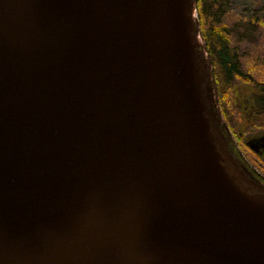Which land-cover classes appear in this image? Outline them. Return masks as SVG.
<instances>
[{
	"label": "water",
	"instance_id": "1",
	"mask_svg": "<svg viewBox=\"0 0 264 264\" xmlns=\"http://www.w3.org/2000/svg\"><path fill=\"white\" fill-rule=\"evenodd\" d=\"M196 3L0 0V264H264Z\"/></svg>",
	"mask_w": 264,
	"mask_h": 264
},
{
	"label": "rangeland",
	"instance_id": "2",
	"mask_svg": "<svg viewBox=\"0 0 264 264\" xmlns=\"http://www.w3.org/2000/svg\"><path fill=\"white\" fill-rule=\"evenodd\" d=\"M193 16L197 21L196 33L200 40V49L207 64L206 76L212 108L215 99L219 100L223 112L221 114L223 123L228 124L231 135H234L232 137L234 143L231 148L234 150L233 152L264 173V161H258L257 155L246 147L245 141L240 137V132H243L245 126L243 125L245 123L243 114L248 116L252 112L254 100L259 98L258 100L263 101L264 99V0H211L208 24L213 26L215 23L224 22L228 25L231 32V48L239 60L242 72L246 74L244 79L236 80L233 88L229 91L232 97L228 103L227 96L224 97L222 93L226 90V84L222 79L219 80V77L222 76L221 69L209 55L205 41L202 39L197 3ZM237 109L240 111L239 113H237ZM229 121L232 122L229 123ZM234 128L237 129V134L233 132ZM239 161L244 162L240 159Z\"/></svg>",
	"mask_w": 264,
	"mask_h": 264
},
{
	"label": "flooded vegetation",
	"instance_id": "3",
	"mask_svg": "<svg viewBox=\"0 0 264 264\" xmlns=\"http://www.w3.org/2000/svg\"><path fill=\"white\" fill-rule=\"evenodd\" d=\"M259 99V98H258ZM254 100L253 107L251 108V113L247 116L243 114V119L245 123H243L244 128L243 132H240V137L245 141V145L248 149L252 150L254 154L257 155L256 161H264V99ZM218 101V102H217ZM215 99L213 103V110L215 113V122L216 126L219 129V133L225 143L228 151L232 154L234 160L239 165V168L244 173L245 178L242 180V184L244 186L249 187V189L253 192L264 194V173L255 169L252 165L248 164L244 158H240L237 156L234 150L231 149L233 146L231 131L228 127V124L223 123L222 117V107L220 108V101ZM219 103V104H218ZM240 111L237 109V113ZM247 117V118H246ZM232 121H229V123ZM230 133V134H229ZM240 160L244 162L241 163ZM250 184V185H248Z\"/></svg>",
	"mask_w": 264,
	"mask_h": 264
},
{
	"label": "trees",
	"instance_id": "4",
	"mask_svg": "<svg viewBox=\"0 0 264 264\" xmlns=\"http://www.w3.org/2000/svg\"><path fill=\"white\" fill-rule=\"evenodd\" d=\"M209 6H211V0H197L202 39L205 41L209 55L215 61L217 67L221 69L223 77H219V80L222 79L226 84V90L221 92L224 94V97L227 96L228 103V100L232 97L229 91L233 88L236 80L244 79L243 77L246 74L242 72L238 63L239 60L231 48V32L228 25L224 22L215 23L213 26L208 24ZM233 132L237 134V129L234 128Z\"/></svg>",
	"mask_w": 264,
	"mask_h": 264
}]
</instances>
